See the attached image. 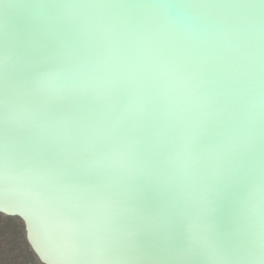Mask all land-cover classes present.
I'll return each instance as SVG.
<instances>
[{"label": "water", "instance_id": "obj_1", "mask_svg": "<svg viewBox=\"0 0 264 264\" xmlns=\"http://www.w3.org/2000/svg\"><path fill=\"white\" fill-rule=\"evenodd\" d=\"M0 215L40 264H264V0H0Z\"/></svg>", "mask_w": 264, "mask_h": 264}, {"label": "rangeland", "instance_id": "obj_2", "mask_svg": "<svg viewBox=\"0 0 264 264\" xmlns=\"http://www.w3.org/2000/svg\"><path fill=\"white\" fill-rule=\"evenodd\" d=\"M27 249L22 221L0 215V264H40Z\"/></svg>", "mask_w": 264, "mask_h": 264}, {"label": "crops", "instance_id": "obj_3", "mask_svg": "<svg viewBox=\"0 0 264 264\" xmlns=\"http://www.w3.org/2000/svg\"><path fill=\"white\" fill-rule=\"evenodd\" d=\"M6 217V216H5ZM7 218H10V217H7ZM11 219V218H10ZM13 219V218H12ZM27 245H28V243H27ZM28 253L30 254V251L32 252V250L30 249V247H29V245H28Z\"/></svg>", "mask_w": 264, "mask_h": 264}]
</instances>
